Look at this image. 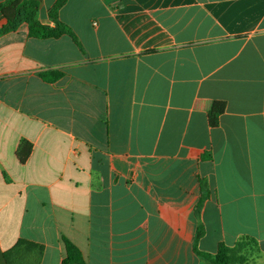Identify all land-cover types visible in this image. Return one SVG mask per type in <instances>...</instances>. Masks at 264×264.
Segmentation results:
<instances>
[{"label":"crops","instance_id":"1","mask_svg":"<svg viewBox=\"0 0 264 264\" xmlns=\"http://www.w3.org/2000/svg\"><path fill=\"white\" fill-rule=\"evenodd\" d=\"M59 20L78 44L0 38V264L20 240L41 264L66 242L86 264H201L200 224L201 252L249 239L264 264V0H67Z\"/></svg>","mask_w":264,"mask_h":264},{"label":"trees","instance_id":"2","mask_svg":"<svg viewBox=\"0 0 264 264\" xmlns=\"http://www.w3.org/2000/svg\"><path fill=\"white\" fill-rule=\"evenodd\" d=\"M67 0H57L49 10V18L54 27L43 25L40 21L41 2L38 0H8L0 5V16L5 24L0 28V38L17 32L22 26H27L29 35L35 39H59L63 36L71 37L77 44L75 35L59 20V13ZM62 74H57L58 79ZM47 79V76H44ZM226 111V103L214 102L209 111V124L212 128H218L220 118ZM32 145L23 141L18 150V158L25 163L30 157ZM208 199L205 184L202 183V198L196 208V217L200 218L201 210ZM205 236L202 224L199 225L194 243V252L201 264H256L250 262L246 255H242L243 249L248 243H256L252 240H243L236 247L230 248L225 244L219 246L215 255L201 252L198 249L200 240ZM246 242L244 245L242 243ZM67 258L64 264H86L81 252L70 242H66ZM245 250V249H244ZM44 256V247L26 240H20L12 249L4 254L6 264H41Z\"/></svg>","mask_w":264,"mask_h":264},{"label":"rangeland","instance_id":"3","mask_svg":"<svg viewBox=\"0 0 264 264\" xmlns=\"http://www.w3.org/2000/svg\"><path fill=\"white\" fill-rule=\"evenodd\" d=\"M245 243L246 242L242 243V245H244ZM244 249L242 255H246L245 257H248L250 262H254L255 261L254 256L256 255V246L254 244L248 243Z\"/></svg>","mask_w":264,"mask_h":264}]
</instances>
